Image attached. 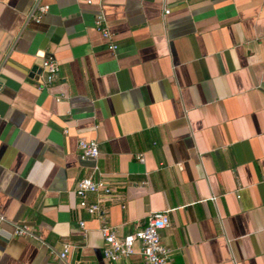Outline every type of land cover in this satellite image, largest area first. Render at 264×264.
<instances>
[{"label": "crops", "instance_id": "crops-1", "mask_svg": "<svg viewBox=\"0 0 264 264\" xmlns=\"http://www.w3.org/2000/svg\"><path fill=\"white\" fill-rule=\"evenodd\" d=\"M89 1L0 0V264H63L65 243L69 264H142L137 244L103 260L98 228L163 212L171 264H264V0ZM89 175L113 190L100 217L73 194Z\"/></svg>", "mask_w": 264, "mask_h": 264}, {"label": "built area", "instance_id": "built-area-1", "mask_svg": "<svg viewBox=\"0 0 264 264\" xmlns=\"http://www.w3.org/2000/svg\"><path fill=\"white\" fill-rule=\"evenodd\" d=\"M56 1V0H55ZM89 4V0H85ZM48 5H39L35 3L30 9L27 18L35 23H39L41 18L47 13ZM168 11L165 9L163 14ZM94 29L103 39H109L108 30L104 24L102 16L99 14L94 21ZM109 50L114 51L116 46H108ZM40 69L43 74L42 86L50 85L59 74V65L51 56L42 59ZM59 98L56 99L58 101ZM77 150L80 160L90 159L95 161L99 155L97 143L94 139L79 140L77 142ZM135 159L139 163H143V157L137 155ZM96 171V167H94ZM144 184V183H143ZM73 194L77 199V207L83 210L89 216L100 217V204L110 201L113 197V190L109 184L101 177L94 178L92 175L79 179L73 190ZM88 195H94L92 202L87 201ZM3 218L0 216V222ZM167 213H153L147 216L145 222L134 229L130 234L117 236L115 229L102 223L98 228V232L102 236L101 257L107 262H115L120 259L128 258L134 255L133 246L138 245V252L142 264H171V250L163 246L160 242V232L169 227ZM80 229L83 223H78ZM11 235L13 237L34 238V230L32 227L22 224L14 225ZM73 249L71 245L65 243L61 246L58 253V259L63 264H69L66 261L67 255Z\"/></svg>", "mask_w": 264, "mask_h": 264}]
</instances>
